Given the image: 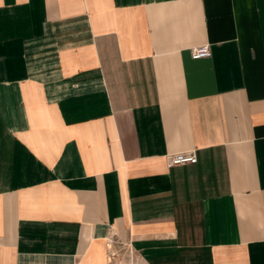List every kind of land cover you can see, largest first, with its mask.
I'll return each instance as SVG.
<instances>
[{
  "label": "crops",
  "instance_id": "0c3cea01",
  "mask_svg": "<svg viewBox=\"0 0 264 264\" xmlns=\"http://www.w3.org/2000/svg\"><path fill=\"white\" fill-rule=\"evenodd\" d=\"M128 254L264 264V0H0V264Z\"/></svg>",
  "mask_w": 264,
  "mask_h": 264
},
{
  "label": "built area",
  "instance_id": "2783aa9c",
  "mask_svg": "<svg viewBox=\"0 0 264 264\" xmlns=\"http://www.w3.org/2000/svg\"><path fill=\"white\" fill-rule=\"evenodd\" d=\"M210 55L209 46L207 44H200L194 46L190 50V56L192 59L206 58ZM167 165L175 166L180 164H195L197 162L196 150L192 149L187 152H175L166 156ZM110 259L116 256L115 252L109 253Z\"/></svg>",
  "mask_w": 264,
  "mask_h": 264
},
{
  "label": "rangeland",
  "instance_id": "374dc122",
  "mask_svg": "<svg viewBox=\"0 0 264 264\" xmlns=\"http://www.w3.org/2000/svg\"><path fill=\"white\" fill-rule=\"evenodd\" d=\"M125 258H126V257H125ZM132 259H133V257H132L131 255L128 254V255H127V260L129 261V264H130V262L132 261ZM130 260H131V261H130ZM133 262H134V263H138L137 260H135V259H133ZM140 264H141V263H140Z\"/></svg>",
  "mask_w": 264,
  "mask_h": 264
},
{
  "label": "bare ground",
  "instance_id": "6f19581e",
  "mask_svg": "<svg viewBox=\"0 0 264 264\" xmlns=\"http://www.w3.org/2000/svg\"><path fill=\"white\" fill-rule=\"evenodd\" d=\"M131 261V260H130ZM130 264H139V263H134L133 260L130 262Z\"/></svg>",
  "mask_w": 264,
  "mask_h": 264
}]
</instances>
